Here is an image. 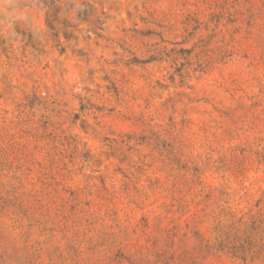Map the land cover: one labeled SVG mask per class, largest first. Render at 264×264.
Returning <instances> with one entry per match:
<instances>
[{
  "label": "rangeland",
  "instance_id": "rangeland-1",
  "mask_svg": "<svg viewBox=\"0 0 264 264\" xmlns=\"http://www.w3.org/2000/svg\"><path fill=\"white\" fill-rule=\"evenodd\" d=\"M0 264H264V0H0Z\"/></svg>",
  "mask_w": 264,
  "mask_h": 264
}]
</instances>
